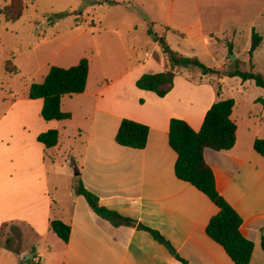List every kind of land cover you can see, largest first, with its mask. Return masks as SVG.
Returning <instances> with one entry per match:
<instances>
[{"label":"crops","instance_id":"1","mask_svg":"<svg viewBox=\"0 0 264 264\" xmlns=\"http://www.w3.org/2000/svg\"><path fill=\"white\" fill-rule=\"evenodd\" d=\"M210 1L213 2L211 6L216 3L223 13H231L233 7L229 4L237 1L241 2L245 14L257 5V0ZM195 11L200 14L197 23L202 25L205 17L201 7L198 5ZM210 11L212 13V9ZM219 25L224 26L223 19ZM132 49L138 58L140 52L134 46ZM82 58L75 59L69 67L78 64ZM129 60L121 66L120 77L102 86H99V79L96 86L91 83V61L85 92L71 95V100L76 99L74 97L80 100L85 99L82 97L94 98L92 119L99 131L93 149L90 141L85 142L87 148L79 151L78 156L74 147L75 135L82 138L88 134L91 139L94 133L85 132L82 125L75 126L69 133L67 122L82 112L90 119L84 101L79 108L67 110L63 96L62 109L72 115L64 121H46L39 114L43 102L28 97L14 102L7 110L17 113L9 122L0 118V154L8 158L10 165L7 179L1 181L0 229L6 221H24L30 222L45 236L51 231V220L64 221L71 226L70 239L65 243V264H184L177 255L188 264H235L224 247L207 234L209 221L219 208L195 186L177 178L175 163L178 156L169 145L172 118L183 119L199 131L212 104L229 98L217 95L211 76L201 74L199 82L190 81L183 76L185 70L178 67L174 69V88L161 98L153 92L138 89L136 81L145 73L170 70L167 58L157 60L159 65L153 70L141 59ZM129 76L138 98L119 101L112 97L111 90L122 86ZM226 77L219 78L222 92L226 88ZM257 100L262 104L260 115L263 116L264 103ZM237 104L235 101L231 115L237 125L235 146L225 151L206 149L204 155L214 171L220 194L243 219V235L254 243L250 264H264V157L254 149L255 140L264 138V133L260 134L262 124L252 121V111L243 118L237 112ZM124 118L150 127L144 149L116 143L115 137ZM15 121L24 127V139L14 144L10 136ZM50 129H57L60 134L54 148H46L37 140L39 134ZM17 143L16 155H10ZM59 159L68 160L70 170L67 172L71 171L76 180L69 189L67 187L65 194L61 192L63 199H57L59 189L50 176L56 172V160ZM77 180L99 197L101 205L130 221L117 223L96 214L86 199L77 193ZM64 199H67L66 204H73L72 208L70 206L66 215L56 217L55 210L60 209ZM140 224L158 230L168 244L156 241L150 232L139 227Z\"/></svg>","mask_w":264,"mask_h":264},{"label":"rangeland","instance_id":"2","mask_svg":"<svg viewBox=\"0 0 264 264\" xmlns=\"http://www.w3.org/2000/svg\"><path fill=\"white\" fill-rule=\"evenodd\" d=\"M212 3L210 0H24L23 16L9 22L2 10L10 0H0V118L9 122L16 116L17 113H8L7 110L14 102L27 98L30 85L42 82L53 65L68 68L75 59L87 57L93 65L91 83L94 86L97 79L102 86L120 77L121 66L130 62L129 58L141 59L153 70L164 58L162 55L160 58L154 56L159 47L154 35L164 37L180 54L197 57L209 68L221 69L223 76L227 71L240 70L260 74L264 78V0H257L253 11L246 14L239 1L229 4L233 7L231 13H223L216 3L211 6ZM198 5L205 17L202 25L197 23V15L200 14L195 9ZM221 19L224 26L219 25ZM150 29L153 34L149 33ZM254 31L259 36V44L251 38ZM132 46L140 52L138 58ZM6 67L17 70L11 73L6 71ZM183 70V76L199 82L202 74L199 69ZM211 79L217 92L219 86L222 88L219 77L211 76ZM111 92L112 97L119 101L139 96L133 90L131 76ZM221 94L238 102L237 112L243 118L252 111V121L261 123L260 134L264 133V115H260L262 104L256 102L264 97V88L252 80L228 76ZM71 97L64 96V109L79 108L84 101L90 119H86L84 112L77 114L73 121L67 122L69 133L77 125H82L87 133H94L91 139L88 134L82 138L75 135L77 155L87 148L85 142L90 141L93 149L99 131L92 119L94 98L82 97L85 99L80 100L74 97L76 99L71 100ZM40 101L44 103L43 99ZM23 128L17 121L12 124L10 137L14 144L24 139ZM18 144L10 155H16ZM67 161L56 160V172L50 175L59 189L57 199L76 181L71 171L67 172L70 170ZM9 167L8 158L0 154V189L1 181L7 179ZM73 174L77 175V172ZM66 200L60 209L56 208V217H62L71 210L73 204H66ZM65 246V242L52 230L43 236L30 222L6 221L0 229V264H20V260L24 264H65Z\"/></svg>","mask_w":264,"mask_h":264},{"label":"trees","instance_id":"3","mask_svg":"<svg viewBox=\"0 0 264 264\" xmlns=\"http://www.w3.org/2000/svg\"><path fill=\"white\" fill-rule=\"evenodd\" d=\"M116 4V1H108ZM24 0H10L2 13L9 22L19 20L24 13ZM153 34L152 30H149ZM159 44L155 56L166 57L171 69L159 73H145L137 81L136 87L141 90L155 93L161 98L167 96L175 86L176 67L180 69H199L205 76H217L221 78L223 73L219 69L209 68L197 57H189L171 48L164 37L154 35ZM253 38L258 41L259 36L253 33ZM259 44V41H258ZM90 61L83 57L78 64L69 68L51 66L49 73L42 82L32 83L29 88L28 98L43 99L41 111L46 121H64L71 118V113L62 109V98L65 95L82 94L87 87ZM17 69L6 67L8 72H16ZM224 75L240 77L244 81L252 80L257 86L264 88V78L260 74L242 72L240 70L227 71ZM221 86L218 87L217 95L221 94ZM257 101L264 103V98ZM143 103V99L140 100ZM235 107V100L219 99L212 104L207 111L202 127L196 131L191 125L179 118H172L169 128V145L177 153L175 173L177 178L189 182L198 190L206 194L219 208V212L211 218L207 226V234L217 243L222 245L235 264H250L254 243L246 238L241 227L243 219L231 204L220 194L216 185L213 169L205 160V150L214 151L230 150L236 143L237 125L231 115ZM150 127L144 123L124 118L115 137L116 143L124 147L144 149L147 146ZM60 134L57 129H50L38 135L37 140L46 148H54L59 143ZM254 149L264 157V138H257ZM75 189L82 195L92 210L101 217L116 221L117 223L129 222L130 219L110 210L100 204L99 197L88 190L81 180H77ZM151 233L153 238L167 245L165 237L153 228L143 224L139 226ZM51 230L65 243L71 236V226L60 219L50 221ZM264 249V240L262 242ZM177 258L188 262L177 255Z\"/></svg>","mask_w":264,"mask_h":264},{"label":"water","instance_id":"4","mask_svg":"<svg viewBox=\"0 0 264 264\" xmlns=\"http://www.w3.org/2000/svg\"><path fill=\"white\" fill-rule=\"evenodd\" d=\"M256 44H257V42L255 43L254 47L252 48L253 50L255 49ZM234 58H235V56H234ZM170 248H171V250H173L172 247H170ZM20 264H24L23 260H20Z\"/></svg>","mask_w":264,"mask_h":264}]
</instances>
